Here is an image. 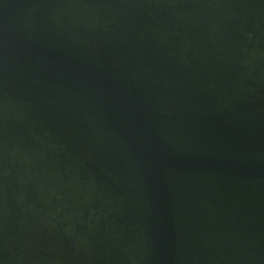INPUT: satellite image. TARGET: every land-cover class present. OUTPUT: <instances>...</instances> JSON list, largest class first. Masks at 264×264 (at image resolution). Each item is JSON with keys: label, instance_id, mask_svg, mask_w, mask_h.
<instances>
[{"label": "water", "instance_id": "1", "mask_svg": "<svg viewBox=\"0 0 264 264\" xmlns=\"http://www.w3.org/2000/svg\"><path fill=\"white\" fill-rule=\"evenodd\" d=\"M0 264H264V0H0Z\"/></svg>", "mask_w": 264, "mask_h": 264}]
</instances>
